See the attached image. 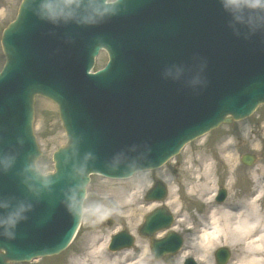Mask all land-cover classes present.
Wrapping results in <instances>:
<instances>
[{"label":"water","instance_id":"obj_1","mask_svg":"<svg viewBox=\"0 0 264 264\" xmlns=\"http://www.w3.org/2000/svg\"><path fill=\"white\" fill-rule=\"evenodd\" d=\"M69 1L23 0L16 21L3 35L7 62L0 75V88L10 87L12 91L0 103V117L13 122L0 125V264L56 254L69 245L81 221L90 173L129 178L136 171L157 168L189 140L222 123H230L229 115L235 120L243 119L259 103H264V92H259L252 80L255 72L263 69L255 66L257 62L264 65V33L256 29L264 24L261 14L252 13L248 18L240 13L236 17L221 8L210 15L214 21L210 28L199 10L195 12L194 17L199 20L196 23L202 22L208 30L190 32L188 45L183 43L180 48L195 57L204 78L198 79L196 86H186L185 110L189 108L190 114L185 112L177 118L186 121L177 127L180 131L151 124L164 119V113L154 111L151 97L167 88L168 80L165 86L156 82L154 79L161 75L146 72L141 62L132 68L127 66L126 72L117 78L118 75L110 74L114 59L95 75L107 77L104 82H89L87 76L93 59L90 42L84 37L78 42V36L67 34L70 44L62 48L57 38L69 28H81L80 23L86 19L93 20V9L97 1L103 0ZM62 2L76 8L69 10L67 20L59 17ZM50 14L57 20H51ZM118 14L116 20H122L123 15ZM115 23L114 17L109 23L111 30ZM96 27L109 28L104 19L97 21ZM240 45L251 49L248 56L236 53ZM72 50L82 52L83 57L76 60L69 54ZM36 94L57 103L68 136L66 147L54 155L57 172L49 177H43L35 168L40 156L32 131ZM140 102L145 105L142 110L137 108ZM147 111H153V119ZM121 121L127 122L128 129L113 130ZM141 121L145 126L140 128ZM189 122L190 132L186 130ZM155 139L159 146H155ZM17 146H26L19 150L18 156ZM242 161L248 164L247 156ZM163 188L157 187L152 197L164 198ZM23 200L26 208L22 207ZM17 212L20 218L14 227L4 223ZM156 213L146 217L143 227L152 233L170 227L173 220L164 208ZM113 244L115 248L129 247L132 237L122 232L113 238ZM151 244L153 255L159 259L165 253H176L181 240L170 233ZM228 259L227 250L217 252L218 264H226ZM185 264L196 263L188 259Z\"/></svg>","mask_w":264,"mask_h":264},{"label":"rangeland","instance_id":"obj_2","mask_svg":"<svg viewBox=\"0 0 264 264\" xmlns=\"http://www.w3.org/2000/svg\"><path fill=\"white\" fill-rule=\"evenodd\" d=\"M21 1L22 0H0V70L5 63V57L1 47L2 33L7 25L15 19ZM104 61L105 58L101 64H103ZM257 121L258 118H255L251 125L254 123V131L256 136H259L260 132L259 129H257ZM34 132L42 151V157L39 159L37 166L44 174H49L54 171V163L52 160L53 153L66 143V135L62 128L56 105L41 97H38L35 102ZM250 132L251 127L249 118L239 122L222 125L216 130L208 133L205 137L197 139L188 145L185 150L176 157L177 159L173 160L171 162L172 164L167 166L168 169L166 172H163L162 170L157 172L150 171L152 172L153 178L156 177L162 179L168 186V197L164 201V206L174 213L176 218L173 227L174 230L180 232L181 235L186 237L184 252H190V255L186 258H193L197 261L201 256L200 251L196 249L193 244L196 242V238L199 235L197 234V236H195V232L199 231L198 228H196L194 232V237L188 234L186 230L193 226L197 227L198 217L202 215L201 213L205 207V204L200 202L201 199H199V194L206 196V200L207 198H211L216 191L217 186H222L229 191L231 198L230 203L231 205H234L235 202H237L238 196L242 195L241 192L249 189L248 169L241 165V157L250 151V147H254V151H252L254 153L256 149L259 148L258 137L254 139V145H250ZM263 133L264 131L261 132V134ZM261 134L260 138L262 137ZM222 143H225L226 145H223ZM188 148L190 149L188 150ZM204 153H207V155L209 154L212 160L217 159L216 170L213 171L211 180L209 179L210 188L209 184L203 181L199 193L197 192V194L188 195L194 184H197L198 179H195L196 174H199V176L203 175V167L200 165L199 160L201 161ZM256 154H258L257 151ZM226 158H228V161ZM229 159H231V161H229ZM191 163L198 164L199 166H192ZM150 172L139 173L137 176L133 177L134 179L132 178L123 181L107 180L98 175L92 176L91 183L87 189V199L84 204L83 223L73 244L60 255L38 259L31 263L17 264H69L73 257L80 256L93 247L92 239L94 238V233L103 236L108 232L110 234L115 233L114 231L117 228H119L117 229L118 231L126 228L135 234L136 245L131 249L132 255L134 252L138 251L142 253L145 241L137 236V228L143 223L144 214L142 215V211L140 210V206L143 204L131 205L130 207L122 209L120 206H124V204L120 199L121 194L119 193L124 190L123 183L126 184L132 182V184L136 185L139 183L140 190H138V197L141 200L144 199L146 190H144L140 182L144 178L150 177ZM260 174V172H256V184L259 183L257 181V175ZM165 175H167V177ZM153 178H148V188L152 187ZM170 178H176V183L175 181L172 183ZM171 183L175 186L174 188L171 186ZM197 185H201V183ZM171 190L179 193L178 196L181 198L178 197L177 200V196L172 197ZM113 203L116 205L115 210L111 209ZM205 203H209V201H206ZM145 204L148 205L146 201ZM261 205L262 208H264V202L263 204L261 203ZM102 210H104L103 213ZM128 211H134V213H132L133 215L126 217ZM106 212H108L110 216L105 217ZM112 217H114V221L112 222L113 225L109 226L108 221L109 218ZM107 237L103 239H97L95 237L97 241L94 243V248L102 244ZM108 241L109 237L107 238V242ZM221 247L227 248L232 254V260L228 264L236 263L240 258L237 249L233 245L223 242V244L215 246V249L210 252V259L213 264H216L214 254L216 250ZM180 254L181 253H178L175 256H167L162 260L157 261L149 252V255L147 254V257L145 258V263L179 264L178 260ZM138 260L131 261V259H129L131 262L128 263H135ZM184 260L181 264H183ZM88 263L94 264L91 261ZM197 263L201 264L199 261H197Z\"/></svg>","mask_w":264,"mask_h":264},{"label":"bare ground","instance_id":"obj_3","mask_svg":"<svg viewBox=\"0 0 264 264\" xmlns=\"http://www.w3.org/2000/svg\"><path fill=\"white\" fill-rule=\"evenodd\" d=\"M101 60H103V57L101 55ZM215 129V128H214ZM214 129H211L210 131H207L203 134L205 137L207 133L213 131ZM227 143V142H225ZM225 143H222L223 145ZM228 144V143H227ZM226 145V144H225ZM188 146V145H187ZM186 146V147H187ZM190 148H188L189 150ZM231 157V156H228ZM253 156L250 158L251 161L253 160ZM217 159L211 158V156L207 153H204L203 157L201 158L200 165L203 167V175L199 176V174H196L195 179L197 180V185L194 184V186L191 188L192 190L189 191L190 193L188 195H193L199 193V189L202 187V182L205 181L209 184L210 188V180L213 175V171L216 170L217 165ZM228 161V158H226ZM231 161V159H229ZM172 164V163H171ZM192 166H199L198 164L191 163ZM165 166V162L161 166ZM194 169V168H193ZM146 170V169H145ZM145 170H140L139 173H143ZM152 168H149L145 172L152 171ZM167 171V166L163 170V172ZM138 173V174H139ZM150 177L144 178L140 183L142 184V187L144 190H146L145 195L148 191V195L151 196V198L146 199L144 195V199H140L138 197V190L139 189V183L132 184L131 183H123L124 190L121 191L119 194L120 199L122 200L124 206H120L122 209L130 207L131 205H139L140 210L142 211L143 220L146 217L145 215H150L151 213H154L156 211H160V199L153 198L152 192H150L148 189V178L152 179V172ZM134 176V175H133ZM135 176L137 174L135 173ZM134 176V177H135ZM167 177V175H165ZM130 178V177H129ZM169 178V177H168ZM108 180V178H106ZM120 181L126 180L128 178H119ZM134 179V178H133ZM210 179V180H209ZM209 180V181H208ZM170 181L172 183H176V178H170ZM214 182V181H213ZM162 183V182H161ZM171 183V184H172ZM89 185V184H88ZM173 188L175 187L173 184L171 185ZM217 186V184H216ZM89 187V186H88ZM87 187V189H88ZM164 187V184L162 185V188ZM165 188V187H164ZM163 188V189H164ZM219 190L220 187L217 186ZM215 191V192H216ZM125 192V193H123ZM123 193V194H122ZM172 197L177 196L179 193L174 192L171 190ZM262 195L263 191L262 189L258 188L257 191L253 192L252 195H246L241 200L235 202L234 205H219L216 206L212 203L214 201V195L211 196V198H207L205 200V197L203 194H199V199H201L200 202L204 204L206 201H209L207 204V211L204 215H201L198 217V226L186 229L187 231H190L192 234H194L196 228H199V231L197 232L198 237L196 238V242H194V247L198 249L201 253V256L197 261H199L201 264H213L212 260L210 259V252L215 249V246L219 244H223L225 242L226 244L233 245L238 253L240 258L237 260L236 263L232 264H264V209L261 208V201H262ZM192 197V196H191ZM181 198V197H179ZM180 200V199H179ZM205 200V201H204ZM145 201L148 203L145 204ZM215 202V201H214ZM230 202V201H229ZM111 209L115 210L116 205L112 204ZM104 210H102L103 213ZM134 211H128L126 217H130L133 215ZM110 216L108 212H106L105 217ZM147 216V217H148ZM114 221L113 218H109V226H112L111 223ZM133 227V226H131ZM140 225L138 226V228ZM144 227V224H143ZM137 228V229H138ZM119 229V228H117ZM115 230V233H107L106 235H97L94 233V238L92 239L93 247L91 249H88L86 253L81 254L80 256H75L71 259L69 264H89L88 262L91 261L94 264H146L145 258L147 257V254L149 253L150 248V242L145 241V246L143 247V252L140 253L139 258H137L138 261L135 263H128L131 262L132 259L130 256H132V252L129 248H119L117 253L109 256L106 251V246L110 245V248H115L113 242V236L118 233V230ZM133 229V228H132ZM144 228L140 227L137 231L140 232V235H142L145 239L150 238V241L161 239L164 235L165 231L160 230L159 232H150L148 230H143ZM113 231V230H111ZM110 231V232H111ZM156 233V237H155ZM107 235L109 237V241L107 242ZM97 239H103L105 237L106 240L94 248V243ZM108 249V248H107ZM190 255V252H182L179 256L178 263L181 264V262ZM105 257V258H104ZM131 259V261H129ZM136 259V258H135ZM149 264V263H148Z\"/></svg>","mask_w":264,"mask_h":264},{"label":"flooded vegetation","instance_id":"obj_4","mask_svg":"<svg viewBox=\"0 0 264 264\" xmlns=\"http://www.w3.org/2000/svg\"><path fill=\"white\" fill-rule=\"evenodd\" d=\"M255 118H258L257 121V129H259V136H256V133L254 131V123L251 125V123L254 121ZM250 127H251V136H250V145L253 146L254 145V139L258 137V146H259V150L256 149V151L258 152V154L252 152L254 151V147L253 148H249V153L250 156H254L255 158H253L252 162L253 164H251L250 167H248V180H249V193L251 192V190L253 191L255 189L256 186V182H255V175L256 172H260V175H257V179H258V186L262 188L263 191V195H264V133L261 134L262 131H264V107H260L258 108V110L256 111V113H254L250 118ZM260 134L262 135V137L260 138ZM264 202V198L262 199V204Z\"/></svg>","mask_w":264,"mask_h":264},{"label":"clouds","instance_id":"obj_5","mask_svg":"<svg viewBox=\"0 0 264 264\" xmlns=\"http://www.w3.org/2000/svg\"><path fill=\"white\" fill-rule=\"evenodd\" d=\"M23 209L20 210L22 212ZM20 212L15 213L14 215L10 216L8 220L4 223H6L8 226L14 227L18 219L20 218Z\"/></svg>","mask_w":264,"mask_h":264}]
</instances>
